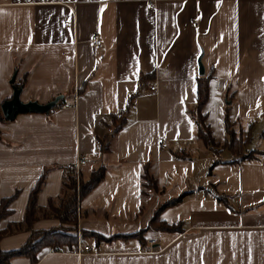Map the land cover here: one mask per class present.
Here are the masks:
<instances>
[{"label":"crops","instance_id":"crops-1","mask_svg":"<svg viewBox=\"0 0 264 264\" xmlns=\"http://www.w3.org/2000/svg\"><path fill=\"white\" fill-rule=\"evenodd\" d=\"M203 75L201 113L214 142L226 137L229 105V121L250 135L243 154L251 158L227 149L213 156L197 138L190 113ZM20 82L21 101L62 97L48 112L0 121V199L13 196L0 229L22 221L44 169L40 207L60 195L63 171L78 158L82 177L97 166L105 177L77 204L80 246L95 252L47 246L33 263L18 255L9 264H264V0H0V102ZM121 110L111 150L98 152L102 120ZM179 152L185 157L173 158ZM147 164L160 192L144 186ZM182 193L158 214L181 221L180 231L149 227L143 243L124 237ZM58 225L46 217L32 227ZM28 234L2 236L0 250L17 249Z\"/></svg>","mask_w":264,"mask_h":264},{"label":"trees","instance_id":"trees-1","mask_svg":"<svg viewBox=\"0 0 264 264\" xmlns=\"http://www.w3.org/2000/svg\"><path fill=\"white\" fill-rule=\"evenodd\" d=\"M209 76H200L196 79V97L193 108L190 115L193 118V122L196 129V136L200 140L204 147L209 149L214 156H218L223 149L229 150L234 155H240L242 159L251 158L252 151L243 154L244 146L248 143L250 135L243 136L242 130L235 126V123L229 121L227 105L224 109L223 116V128L226 133V137L222 143H215L211 135V131L208 125L205 123V114L201 113V110L207 101L208 95V82ZM22 83H17L15 86H21ZM125 110H121L116 114L108 115L109 120H102L107 127L105 133L101 138L96 141V147L98 152L111 150V138L116 135V131L125 123ZM3 117L0 112V121ZM1 138V135H0ZM183 158L184 153L179 152L178 155H173V158ZM71 166V165H70ZM67 167L63 171L60 195L56 198H49L46 206L40 207L36 205L37 192L40 190L44 183V174L46 169L41 173L39 179L30 189V194L25 205V211L21 222L15 225H8L4 229H0V240L2 236L10 234L17 229H25L29 231L28 238L17 249L13 250H0V264H9L12 257L18 255L26 256L31 263L37 260V251L42 247H50L53 250L66 246L67 248H74L76 245V225H77V204L80 199L86 196L94 186L99 184L104 179V166H97L93 168L86 178L78 174L75 175L71 168ZM144 186L147 189L155 192H160L157 189V181L155 177L148 171V164L144 166L143 170ZM13 197V196H12ZM12 197H2L0 199V220L5 217L10 209L8 204ZM185 197V194H179L175 198L168 199L159 205L150 217L148 227L134 232L133 235L124 236L126 238L136 237L139 243L144 242V232L152 227L160 232L170 231L178 232L181 230V221L177 224H168L166 221H162L158 218V214L163 208L178 205L180 201ZM52 217L57 219L59 225L57 227L47 228L46 230L33 229V221L39 218ZM98 241L111 240L115 236L103 237L96 233H91ZM82 235V234H81Z\"/></svg>","mask_w":264,"mask_h":264},{"label":"water","instance_id":"water-1","mask_svg":"<svg viewBox=\"0 0 264 264\" xmlns=\"http://www.w3.org/2000/svg\"><path fill=\"white\" fill-rule=\"evenodd\" d=\"M198 70L199 74H203V70L200 64V58H198ZM14 81V76L12 75L10 83ZM21 87L12 85V95L10 98L2 100L0 102V112L5 120L12 121L16 114L18 113H42L48 112L57 105L58 100L62 97L61 95L55 96L52 100L45 103H38L34 100L21 101L20 93Z\"/></svg>","mask_w":264,"mask_h":264},{"label":"built area","instance_id":"built-area-1","mask_svg":"<svg viewBox=\"0 0 264 264\" xmlns=\"http://www.w3.org/2000/svg\"><path fill=\"white\" fill-rule=\"evenodd\" d=\"M148 5H153L154 3L152 1H148L147 2ZM194 22H196V20H194ZM89 41L91 44H93L94 46L98 47L100 45V42H101V39L100 37L97 35V33H94L90 36L89 38ZM150 89H154V86H149ZM84 160L81 159V158H78L74 165H71L70 168L71 170L73 171V173H75V175L78 174V171H79V167L84 164ZM78 206H77V213H78ZM79 228H78V221H77V225H76V236H77V239H76V245H75V250H77V253L80 254L81 252H95V248H93L92 246H88V245H83V246H80V236H79ZM155 243V239L151 238L148 240L147 242V245H148V251H153L155 250V248L153 247V244Z\"/></svg>","mask_w":264,"mask_h":264},{"label":"rangeland","instance_id":"rangeland-1","mask_svg":"<svg viewBox=\"0 0 264 264\" xmlns=\"http://www.w3.org/2000/svg\"><path fill=\"white\" fill-rule=\"evenodd\" d=\"M225 154V153H224ZM224 154H222V155H224Z\"/></svg>","mask_w":264,"mask_h":264},{"label":"snow or ice","instance_id":"snow-or-ice-1","mask_svg":"<svg viewBox=\"0 0 264 264\" xmlns=\"http://www.w3.org/2000/svg\"><path fill=\"white\" fill-rule=\"evenodd\" d=\"M182 101H183V98H182Z\"/></svg>","mask_w":264,"mask_h":264}]
</instances>
